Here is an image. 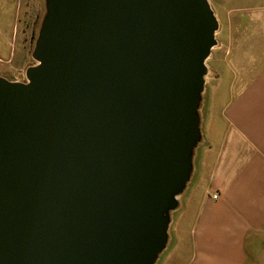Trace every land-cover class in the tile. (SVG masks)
I'll return each mask as SVG.
<instances>
[{
    "label": "water",
    "instance_id": "water-1",
    "mask_svg": "<svg viewBox=\"0 0 264 264\" xmlns=\"http://www.w3.org/2000/svg\"><path fill=\"white\" fill-rule=\"evenodd\" d=\"M0 76V264H157L203 141L209 0H44Z\"/></svg>",
    "mask_w": 264,
    "mask_h": 264
},
{
    "label": "crops",
    "instance_id": "crops-1",
    "mask_svg": "<svg viewBox=\"0 0 264 264\" xmlns=\"http://www.w3.org/2000/svg\"><path fill=\"white\" fill-rule=\"evenodd\" d=\"M221 10L206 85L215 81L224 103L214 117L206 86L205 147L196 152L160 264H264V0ZM21 14L18 0H0V54L9 57V71L18 69L10 63L11 41L20 38V58L29 51L17 28Z\"/></svg>",
    "mask_w": 264,
    "mask_h": 264
},
{
    "label": "rangeland",
    "instance_id": "rangeland-1",
    "mask_svg": "<svg viewBox=\"0 0 264 264\" xmlns=\"http://www.w3.org/2000/svg\"><path fill=\"white\" fill-rule=\"evenodd\" d=\"M211 3V7L216 14L218 20H224V12L221 10L222 8H232L235 4L236 5H243L247 6L248 0H209ZM18 4L22 6V14L20 17V23L18 24L17 28L20 29V32H23L25 36V40L27 41V46L29 47V51L27 56L24 58H20L22 53L20 52V38L16 41H11V50H10V63L12 62V66H16L18 69L17 71L8 70L7 66H5V61L8 60L9 57L0 54V76L7 78L8 80H18L19 82H24L26 80V70L35 65L36 62L32 59V52L34 50L35 41L38 35V31L41 25L42 18L45 13L44 7V0H18ZM35 21V23H34ZM5 28V27H4ZM216 50H214V56L209 60L210 66H214V61L216 58ZM207 86V85H206ZM208 87V96L210 93L213 95V106H212V113H214V117L218 110L221 108L222 103H224V95L217 89V84L215 81L207 86ZM207 114H205L206 116ZM205 145H201L199 147V155H201L202 151L204 150ZM178 213V212H177ZM177 213L174 214V218H176ZM171 236V234H170ZM173 243L170 246L172 247ZM164 254L159 262L162 263Z\"/></svg>",
    "mask_w": 264,
    "mask_h": 264
},
{
    "label": "built area",
    "instance_id": "built-area-1",
    "mask_svg": "<svg viewBox=\"0 0 264 264\" xmlns=\"http://www.w3.org/2000/svg\"><path fill=\"white\" fill-rule=\"evenodd\" d=\"M213 199H214V200H218V199H219V194H214V195H213Z\"/></svg>",
    "mask_w": 264,
    "mask_h": 264
}]
</instances>
